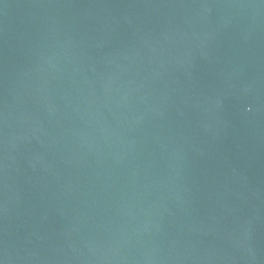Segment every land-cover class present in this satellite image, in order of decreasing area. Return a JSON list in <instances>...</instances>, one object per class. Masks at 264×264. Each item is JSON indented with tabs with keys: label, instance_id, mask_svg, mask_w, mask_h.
Segmentation results:
<instances>
[{
	"label": "water",
	"instance_id": "95a60500",
	"mask_svg": "<svg viewBox=\"0 0 264 264\" xmlns=\"http://www.w3.org/2000/svg\"><path fill=\"white\" fill-rule=\"evenodd\" d=\"M0 264H264V0H0Z\"/></svg>",
	"mask_w": 264,
	"mask_h": 264
}]
</instances>
